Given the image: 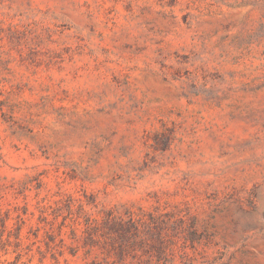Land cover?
<instances>
[{"label":"rangeland","instance_id":"374dc122","mask_svg":"<svg viewBox=\"0 0 264 264\" xmlns=\"http://www.w3.org/2000/svg\"><path fill=\"white\" fill-rule=\"evenodd\" d=\"M264 264V0H0V259Z\"/></svg>","mask_w":264,"mask_h":264},{"label":"trees","instance_id":"16d2710c","mask_svg":"<svg viewBox=\"0 0 264 264\" xmlns=\"http://www.w3.org/2000/svg\"><path fill=\"white\" fill-rule=\"evenodd\" d=\"M0 264H27V263H25V262L19 263V258H17L15 260H7V259L2 260V259H0Z\"/></svg>","mask_w":264,"mask_h":264}]
</instances>
